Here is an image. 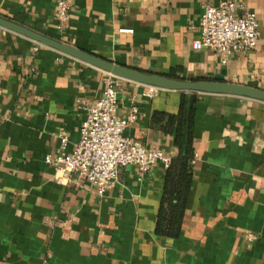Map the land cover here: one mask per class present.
Returning a JSON list of instances; mask_svg holds the SVG:
<instances>
[{
    "label": "crops",
    "instance_id": "obj_1",
    "mask_svg": "<svg viewBox=\"0 0 264 264\" xmlns=\"http://www.w3.org/2000/svg\"><path fill=\"white\" fill-rule=\"evenodd\" d=\"M0 0V17L141 72L235 83L264 91V0H230L257 19L256 46L228 57L191 42L204 5L221 0ZM102 71L0 28V264H264V102L194 95L193 157L178 233H155L160 164L120 168L97 196L81 177L56 181L44 163L69 152ZM180 93L120 80L116 112L136 119L123 136L169 158L172 137L153 112L175 114Z\"/></svg>",
    "mask_w": 264,
    "mask_h": 264
},
{
    "label": "built area",
    "instance_id": "obj_2",
    "mask_svg": "<svg viewBox=\"0 0 264 264\" xmlns=\"http://www.w3.org/2000/svg\"><path fill=\"white\" fill-rule=\"evenodd\" d=\"M236 11L237 6L230 0L204 5L198 19V37L191 42V48L213 51L220 65H224L228 57L235 53L253 49L258 39L257 19L250 11L241 14ZM54 18L55 29L61 33L68 18V5L64 0H55ZM102 73L101 94L84 108L78 138L71 150L64 151L66 138L59 135L58 153L53 157H44V163L57 173V182L76 175L92 187L97 196H102L116 181L120 168L132 166L142 175L156 164L163 169L169 164V157L161 149L145 148L123 136V130L135 121L137 110L130 106L124 116L117 114L121 79ZM146 87L148 94L160 90Z\"/></svg>",
    "mask_w": 264,
    "mask_h": 264
},
{
    "label": "trees",
    "instance_id": "obj_3",
    "mask_svg": "<svg viewBox=\"0 0 264 264\" xmlns=\"http://www.w3.org/2000/svg\"><path fill=\"white\" fill-rule=\"evenodd\" d=\"M194 95L180 93L175 114L153 112L151 122L172 137L176 149L164 169L163 189L155 213V233L175 237L183 213L193 157L192 125Z\"/></svg>",
    "mask_w": 264,
    "mask_h": 264
},
{
    "label": "water",
    "instance_id": "obj_4",
    "mask_svg": "<svg viewBox=\"0 0 264 264\" xmlns=\"http://www.w3.org/2000/svg\"><path fill=\"white\" fill-rule=\"evenodd\" d=\"M0 28L27 38L36 44L50 48L59 54L71 57L121 80L184 94H217L264 102V91L257 88L223 81L173 79L161 74L141 72L97 57L67 43L47 38L1 17Z\"/></svg>",
    "mask_w": 264,
    "mask_h": 264
}]
</instances>
